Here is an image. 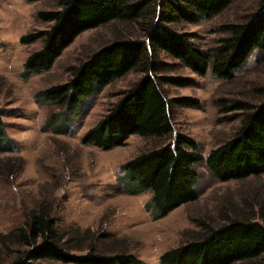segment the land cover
<instances>
[{
	"label": "trees",
	"instance_id": "16d2710c",
	"mask_svg": "<svg viewBox=\"0 0 264 264\" xmlns=\"http://www.w3.org/2000/svg\"><path fill=\"white\" fill-rule=\"evenodd\" d=\"M35 2L38 0H26ZM149 0H58V9L41 11L38 18L50 22L49 28L27 33L24 44L42 41L24 63V76L49 71L57 59L75 39L88 29L100 27L114 19H138ZM233 0H160L157 20L141 24L143 38L118 37L101 45L87 59L71 70V77L63 83L51 85L35 94L42 106L58 105L61 110L51 114L46 127L55 133H69L71 115L84 110L85 101L144 63L146 54L154 49L165 51L181 60L199 75L209 70L222 79L234 78L257 52V60L264 59V0L241 21L222 27L228 36L203 51L191 35L177 30L172 24L179 21L197 23L225 11ZM152 72H157V58L151 61ZM164 66V65H161ZM164 83L189 86L193 80L184 77H161L147 74L107 110L102 118L81 138L83 144L102 150L125 146L130 136L167 138L175 131L172 105L202 107L190 96L169 99ZM262 100L255 105L235 104L243 111L238 130L227 140L212 148L207 155L200 152V143L183 133L173 141H165L144 150L120 166L117 176L123 191L131 195L149 193L146 210L154 220L166 217L178 207L200 198L198 163H205L220 181L245 179L264 174V85L253 88ZM0 108V154L18 149L17 142L8 134ZM61 118L64 124L58 127ZM70 118V119H69ZM50 124L53 127H50ZM66 124V125H65ZM0 169L7 174L21 172L25 160L21 156L0 158ZM230 218L217 225L196 219L202 230L196 236L168 249L159 256L158 264H264V222L250 218L238 207L232 208ZM264 215V202L260 205ZM90 229L77 231L66 239L59 233L51 205L44 202L28 213L24 224L8 233H0V247L9 257L4 264H43L50 259L62 264H148L123 250L109 252L99 249ZM89 242V244H87ZM18 246L15 250L13 247ZM83 253H76V252Z\"/></svg>",
	"mask_w": 264,
	"mask_h": 264
},
{
	"label": "rangeland",
	"instance_id": "374dc122",
	"mask_svg": "<svg viewBox=\"0 0 264 264\" xmlns=\"http://www.w3.org/2000/svg\"><path fill=\"white\" fill-rule=\"evenodd\" d=\"M258 1L233 0L215 17L197 23L179 21L172 25L189 33L192 41L207 52L222 37L228 36L222 27L241 21L257 7ZM148 3L138 19L119 18L88 29L65 49L52 69L24 76L27 57L41 47L42 41L24 44L21 37L49 28L51 23L39 19L38 13L58 9V0H0V108L6 130L18 145L17 150L4 152L0 158L21 156L25 160L21 172L9 175L0 169V233L22 226L30 211L48 202L59 233L66 239L73 238L77 231L90 229L99 249L111 246L107 249L109 252L125 250L148 264H158L162 253L202 230L195 218L217 225L225 220L221 216L223 210L228 217L235 216L234 206L249 213L251 219L264 222L260 212L264 202V174L220 181L205 163H198L200 198L157 220L145 208L150 194H127L117 178L123 163L144 150L173 141L179 133L195 138L200 143V152L205 155L229 139L243 118V111L235 104L255 105L262 100L253 92L254 87L264 85V59L258 61L257 52L249 57L234 78L222 79L211 70L204 76L199 75L165 51L159 50L156 54L149 48L143 64L86 99L84 110L71 115L70 123H73L69 133H55L46 127L49 116L61 108L52 103L38 105L35 94L66 82L72 68L101 45L118 37L143 38L141 24L157 20L160 11V0H149ZM154 58L159 62L157 72H152L150 66ZM152 73L193 80L189 86L164 83L163 88L170 100L190 96L199 100L202 107L172 105L175 131L167 138L134 134L125 146L111 150L83 144L84 133L102 118L123 92ZM63 124L59 118L58 127ZM17 247L13 248L18 250ZM16 254L14 251L7 256L0 247V264ZM40 262L62 264L50 259Z\"/></svg>",
	"mask_w": 264,
	"mask_h": 264
}]
</instances>
